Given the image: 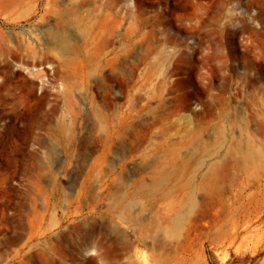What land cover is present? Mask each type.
<instances>
[{"label":"rangeland","instance_id":"obj_1","mask_svg":"<svg viewBox=\"0 0 264 264\" xmlns=\"http://www.w3.org/2000/svg\"><path fill=\"white\" fill-rule=\"evenodd\" d=\"M0 30V264H264V0H0Z\"/></svg>","mask_w":264,"mask_h":264},{"label":"bare ground","instance_id":"obj_2","mask_svg":"<svg viewBox=\"0 0 264 264\" xmlns=\"http://www.w3.org/2000/svg\"><path fill=\"white\" fill-rule=\"evenodd\" d=\"M6 39L5 34L0 30V43L3 42ZM64 43V41H63Z\"/></svg>","mask_w":264,"mask_h":264}]
</instances>
